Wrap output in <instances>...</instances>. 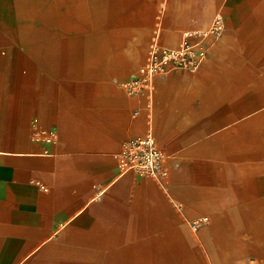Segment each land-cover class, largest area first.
<instances>
[{"label":"rangeland","instance_id":"374dc122","mask_svg":"<svg viewBox=\"0 0 264 264\" xmlns=\"http://www.w3.org/2000/svg\"><path fill=\"white\" fill-rule=\"evenodd\" d=\"M206 3L207 0H0V57L6 65L20 61L18 72L22 76L28 75L24 65L31 63L38 69L31 80L34 88L41 91L35 94L39 97L36 99L50 102L47 110L56 123V134L51 139L57 142L61 154L76 159L113 161L125 141L142 136L147 130L143 118L145 98L153 103L150 132L157 145L163 147L153 129L157 108L154 89L128 95L123 83L143 64L154 34L162 46L160 32L172 17L182 11L187 19L182 26L169 24L178 40L168 48H178L184 40L197 41V34L208 28L218 12L223 14L224 26L221 34L205 40L209 49L223 38L230 10H235L238 22H251L245 31H255L259 42L251 54L246 55L240 34L234 37L232 33L212 74L200 73L212 59L208 52L196 70L172 68L152 77L153 87L156 77H182L178 84L185 95L192 90L191 85H202L208 86L210 96L223 95L225 101L242 96L239 90L247 92L242 100L263 99L255 114L231 123L224 151L217 154L213 149L210 178L199 180L198 189L193 190L199 205L188 208L180 199L174 200L169 175L164 179L147 175L136 178L147 181L150 189L139 192L137 186L130 193L135 208L129 229L136 232L137 226L143 225L139 232L146 236L139 240L130 237L129 244H156V260L147 264H264V204L236 202L235 189L239 181L255 179L256 173L245 168L253 157L254 138L257 149L264 148V0H216L204 16ZM184 32L195 35L185 37ZM126 60L135 61L128 71L122 68ZM220 82L217 92L214 87ZM117 96L131 100L130 106L122 110ZM127 120L138 122V130L127 131ZM32 138L47 137L39 130L33 131ZM232 141H245L246 145L227 149ZM168 160L166 157L167 170ZM260 176L264 177L263 173ZM154 199L161 204L154 205ZM141 215L147 219L138 222L136 217ZM161 255L165 257L162 262ZM109 256L110 253H98L96 264H109Z\"/></svg>","mask_w":264,"mask_h":264},{"label":"crops","instance_id":"0c3cea01","mask_svg":"<svg viewBox=\"0 0 264 264\" xmlns=\"http://www.w3.org/2000/svg\"><path fill=\"white\" fill-rule=\"evenodd\" d=\"M215 2L207 0L204 16ZM235 13L230 10L220 41L212 43L210 49L205 42L212 59L204 64L200 73H213L232 33L234 37L240 34L246 55L259 43L255 31H245L251 22H238ZM186 19L180 11L169 24L182 26ZM168 26L160 32L163 48L178 40L171 26L170 32H166ZM134 62L126 60L122 66L124 71L130 70ZM11 65H6L0 57V264H81L83 260L96 264L98 253H110L109 264L154 262L157 252L154 242L129 244L130 237L139 240L138 237L146 236L145 232H139L143 225L137 226L136 232H130L135 208L130 202V193L137 186L139 192L148 191V182L136 180L139 176L131 172L118 176L114 157L111 161L76 159L61 154L57 142L51 139L56 134V123L47 110L50 102L36 99L39 97L35 94L41 91L32 85L31 78L38 69L31 63L23 64L28 75L22 76L18 72L21 62ZM180 78L174 74L169 79H154L152 88L157 108L153 129L163 146L158 147L163 153H170L164 155L169 158L168 175L174 200L180 199L189 208L199 205L193 191L198 189L196 184L210 178L209 157L214 155L213 149L216 148V153L224 151L231 123L255 114L262 107L258 104L263 98L242 100L247 92L239 90L242 96L225 101L223 95L210 96L208 86L202 85H191L192 90L185 95L178 84ZM221 86L222 82L214 88L219 92ZM39 87L43 88L44 83L40 82ZM116 100L122 110L131 104V100L120 96ZM152 115L147 125L143 112L146 131L150 130ZM125 124L129 132L139 128L136 121L127 120ZM39 130L46 133L48 139L34 140L32 133ZM254 139L257 142V138ZM256 142L253 157L245 164L256 176L236 184V202L249 200L262 205L264 177L260 173L264 176V148L257 149ZM244 145L245 141H232L226 147L235 149ZM155 201L154 205L161 204ZM136 218L138 222L141 218L147 219L144 215ZM152 218L162 220L160 216ZM162 255L159 256L161 262L165 260Z\"/></svg>","mask_w":264,"mask_h":264},{"label":"built area","instance_id":"2783aa9c","mask_svg":"<svg viewBox=\"0 0 264 264\" xmlns=\"http://www.w3.org/2000/svg\"><path fill=\"white\" fill-rule=\"evenodd\" d=\"M222 29V16L216 13L208 28L197 34V41L184 40L178 48H163L158 41L157 34H154L143 64L133 76L123 83L126 93L133 95L150 92L153 89L152 77L168 69L196 70L207 55L205 40L210 36H218ZM194 35L195 33L187 32L184 36ZM143 108L147 125H150L152 114L150 98L144 99ZM113 157L117 162L118 176L133 172L138 176L147 175L164 179L168 175L166 156L158 147L150 130L142 136L125 141Z\"/></svg>","mask_w":264,"mask_h":264},{"label":"bare ground","instance_id":"6f19581e","mask_svg":"<svg viewBox=\"0 0 264 264\" xmlns=\"http://www.w3.org/2000/svg\"><path fill=\"white\" fill-rule=\"evenodd\" d=\"M182 23V22H181ZM134 62V61H133Z\"/></svg>","mask_w":264,"mask_h":264}]
</instances>
